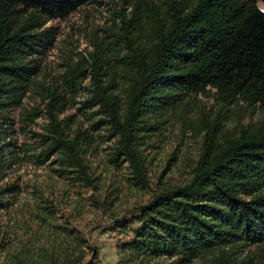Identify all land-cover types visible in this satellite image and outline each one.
I'll return each mask as SVG.
<instances>
[{"label":"trees","instance_id":"obj_1","mask_svg":"<svg viewBox=\"0 0 264 264\" xmlns=\"http://www.w3.org/2000/svg\"><path fill=\"white\" fill-rule=\"evenodd\" d=\"M88 1L0 0V264H100L75 221L86 206L119 199L82 195L98 191L87 157L106 143L126 187L149 195L130 218H111L127 237L122 264H264V113L245 124L226 116L264 110V0H133L85 58L44 86L39 62L55 39L47 24ZM35 90L43 110L23 108ZM210 92L216 110L196 107L186 119ZM74 104L84 128L62 116ZM17 109L32 143L15 141ZM42 115L45 134L32 132ZM177 120L195 139V159L180 183L151 188L147 151ZM21 161L46 166L54 181L25 201L8 180Z\"/></svg>","mask_w":264,"mask_h":264},{"label":"rangeland","instance_id":"obj_2","mask_svg":"<svg viewBox=\"0 0 264 264\" xmlns=\"http://www.w3.org/2000/svg\"><path fill=\"white\" fill-rule=\"evenodd\" d=\"M132 1L89 0L75 12L49 22L47 26L54 29L55 39L53 45L45 49V53L40 59L38 82L47 86L57 74L63 72L68 60L74 63L78 59L85 58L87 53L93 50L92 41L105 36L106 29L112 26V22L116 20L120 11L128 14V3ZM261 9H264V6H261ZM82 97H77L75 102H81ZM194 100L192 112L186 119H195L196 107H199L205 114L216 110L211 92L205 96H198ZM45 102H42L38 91L35 90L28 93L22 107L27 110L32 108L43 110ZM79 106L74 104L67 107L62 116H71L77 122L76 126L78 124L84 128L87 122L76 111ZM263 111L257 108L234 109L232 107L228 108L226 116L245 124L262 118ZM19 113L20 109H17L10 115L11 126L15 132V141L18 145L22 142L32 143V140H27L20 133V128H18ZM46 124L47 122L42 115L30 124V130L37 134H45L43 129ZM186 129L187 126L184 121L177 120L166 125L162 134L152 139V148L148 149L146 156L148 158L147 178L151 188L157 186L159 182L178 184L185 177L189 165L195 159L197 146L195 139ZM107 146L110 144L100 145L94 153L87 157L90 170L98 176V191L87 192L82 195L94 194L97 200L101 201L106 198L109 191L113 190L119 195V199L113 206L98 210L86 206L79 212L80 215L75 223L84 232L90 243L97 248L100 264H122L117 247L127 237L119 229H113L111 218L114 214L118 218H130L132 209L138 204L144 203L149 195L137 191L135 188L126 187L125 177L128 175H125L124 172L127 171L117 170L106 162ZM8 175L9 182L16 183L24 190V193L19 196L20 201L26 200L27 192H31L32 188H40L46 191L47 186H51V182H54L51 181L52 174L46 166L37 167L25 161L19 162ZM191 264H199V262L195 261Z\"/></svg>","mask_w":264,"mask_h":264}]
</instances>
